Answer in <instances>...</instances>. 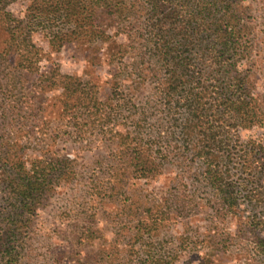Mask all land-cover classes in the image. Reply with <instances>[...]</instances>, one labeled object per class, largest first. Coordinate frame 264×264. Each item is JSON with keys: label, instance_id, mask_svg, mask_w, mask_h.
Returning a JSON list of instances; mask_svg holds the SVG:
<instances>
[{"label": "rangeland", "instance_id": "obj_1", "mask_svg": "<svg viewBox=\"0 0 264 264\" xmlns=\"http://www.w3.org/2000/svg\"><path fill=\"white\" fill-rule=\"evenodd\" d=\"M32 3L17 0L8 9L19 17ZM212 3L173 0L175 13L169 18L166 1V29L183 26L190 11L207 47L212 24L224 12ZM226 5L250 51L242 60L246 87L253 97H264V0H238L235 9L229 0ZM44 30L31 27L40 57L27 68L19 65L17 46L0 22V264H140L150 252L161 254L166 264H264L253 236L255 229L264 240V150L258 158L263 169L256 163L247 173L231 170V179L254 182L256 200L241 198L226 212L204 185L203 161L175 142L177 122L160 121L172 116L155 108L160 100L154 85L133 86L128 76L113 77L108 59L122 40L119 32L93 47L73 41L56 51ZM55 68L92 87L93 100L105 102L104 110L74 104L64 110L60 80L39 75ZM259 118L261 124L240 134L264 148V105ZM245 150L256 151L234 141L222 149L223 159L239 160ZM38 159L59 166L41 204L22 214L13 195L16 179L32 174ZM141 163L152 170L139 169ZM244 196L239 189L238 197ZM253 214L262 218L259 224L250 221ZM8 239L6 254L2 245Z\"/></svg>", "mask_w": 264, "mask_h": 264}, {"label": "trees", "instance_id": "obj_2", "mask_svg": "<svg viewBox=\"0 0 264 264\" xmlns=\"http://www.w3.org/2000/svg\"><path fill=\"white\" fill-rule=\"evenodd\" d=\"M15 1L0 0V22L10 33L11 44L17 46L20 66L32 68L39 60L40 48L34 44L31 35L34 25H43L48 43L56 51L73 41L93 47L102 41L108 42L119 32L123 41L115 43L108 59L114 68L113 77L128 76L133 86L154 85V94L160 100L155 108H160L166 116H172L160 121L170 125L177 122L180 130L176 141L171 140L180 142L193 156L203 161L205 167L200 174L204 177V185L226 212H230L241 198L256 200L257 193L251 189L254 182L251 185L244 177H240L239 182L231 179V170L247 173L256 163L258 165L254 167L263 169V163L258 159L264 150L262 144L253 138L242 140L240 130L253 129L257 123L261 124L259 117L263 114L264 97H253L246 87L247 74L242 60L250 51L241 40L238 25L230 19L229 7L225 6L228 0H213L215 11L224 12L212 24L213 32L207 47L206 37L197 33L191 20L194 14L190 11L183 15H188L183 19V26L166 29L168 17L163 3L168 0H33L19 17L8 9ZM169 1V18H172L175 10L173 0ZM229 2L235 9L238 0ZM25 20L29 21L26 26ZM39 75L46 79L44 81L58 83L60 80L66 92L64 110L73 104L87 110L91 106H97V109L100 106V110H104L101 105L105 106V102L94 101L92 87L84 86L78 76L62 75L56 68ZM131 105L139 110L137 105ZM177 114L180 117L174 119ZM234 141L251 145L256 151L245 150L239 160L227 161L223 159L222 149ZM251 152L254 159L247 164L246 156ZM58 166V161L38 159L33 163L32 174L16 179L13 195L20 204V213H32L41 204L52 182L51 174ZM139 169L152 170L142 163ZM239 189L245 191L246 197H238ZM250 218L257 224L262 219L257 214ZM254 231V243L259 247L256 250L261 254L264 252V240L257 233L254 235ZM11 232H15L14 229ZM9 242L8 239L2 245L6 254H9ZM140 264L166 262L161 254L150 252L140 259Z\"/></svg>", "mask_w": 264, "mask_h": 264}]
</instances>
